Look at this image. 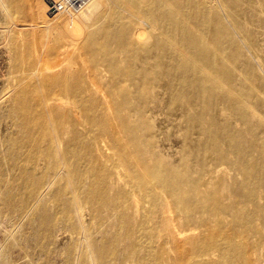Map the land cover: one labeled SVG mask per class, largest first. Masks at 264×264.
I'll return each mask as SVG.
<instances>
[{
	"label": "bare ground",
	"instance_id": "bare-ground-1",
	"mask_svg": "<svg viewBox=\"0 0 264 264\" xmlns=\"http://www.w3.org/2000/svg\"><path fill=\"white\" fill-rule=\"evenodd\" d=\"M109 1L92 0L77 14L51 16L45 11L48 17L43 16L44 20L38 21L37 25L46 31L56 28L66 34L67 30L60 29L59 22L65 16L69 19L68 29H72L67 31L70 35L79 33L80 26L87 28V43H95L96 50L106 56L103 65L109 76L105 80L96 79L67 68L56 74L36 70L14 78L9 88L20 100L12 114L21 128L17 137H22L20 141L23 142H29L30 138L34 152L29 154L26 147L28 163L25 168L17 159L12 160L20 172L7 179L3 187L0 185V198L4 202L16 200L18 174L25 177V185H30L31 190L40 187L47 177L46 174L43 178L46 169L38 180L29 174V162L39 159V162H48L49 178L54 177L49 187L59 185L56 194L59 199L64 195L68 199L71 188L68 177L74 175L76 181L72 187L76 189L77 199H86L93 217L111 223L109 231L113 230L114 235L93 243L83 225L84 204L65 198L64 214L75 213L84 234L80 238L78 264H109L112 261L115 264H264V159L261 158L264 137H256L255 129L250 126L256 121L257 127L264 131V118L256 114L252 102L247 103L250 98L257 102L255 106L264 105V59L261 57L264 56V0H217L215 5L209 0H116L119 4L132 3L136 12L144 17L141 22L151 28L147 41L133 37L116 13L102 28L91 30ZM0 7L5 14L11 15L8 0H0ZM108 41H119L121 54L113 51ZM37 90L46 104L45 111L38 97L29 108V92ZM60 100L66 105L62 106ZM216 105L233 108L236 121L248 127L236 128L228 121L224 123L213 118ZM164 106L172 114L175 112V116L179 114L190 128L206 135L205 151L209 148L222 164L230 162L255 185L243 182L232 190L233 180L218 179L214 175L208 182H202L201 170L196 175L191 173L188 136L185 141L188 153L180 164L172 163L160 153L146 112L152 107ZM32 109L42 110L44 115L36 118ZM75 109L85 111L81 113V120L76 118ZM91 109L101 112L94 115ZM107 110L115 112L114 119L108 118ZM56 113L63 126L74 128L79 122H86L92 128L82 131L65 128L57 133L58 125L53 119ZM97 121L111 124L113 128L119 126L123 138L114 134L110 142L114 147L106 141L103 143L100 134L92 135L93 127L100 126ZM33 124L39 128L29 132ZM248 134L253 137L251 140ZM54 136L60 140L58 151L52 145ZM110 149L125 159L134 177L133 186L146 190L143 199L148 198L154 208H160L158 216L142 217V200H136L131 190L123 191L119 181L122 173L116 171L117 163L107 155ZM210 185L216 190L206 200L202 189ZM229 189L231 193L226 192ZM74 190L73 198L76 197ZM43 192L36 198V204L48 194ZM197 198L205 199L207 206L198 207ZM19 199L23 211L29 214L25 208L29 195ZM165 206H169L170 215ZM72 208H76L74 213ZM221 212L231 219L228 223L232 231L233 228L243 229L250 236L256 233L257 252L250 249L253 242L223 240V232L217 226L213 231L186 238L178 246L175 237L191 231V218L195 216V224L209 228L208 217L212 216L206 214L214 215L217 221ZM196 214L206 217H196ZM145 218L154 219L156 226L145 227ZM179 218L187 222L181 225ZM224 223L217 221V224ZM137 234L141 238L136 239ZM169 247L173 251L169 252Z\"/></svg>",
	"mask_w": 264,
	"mask_h": 264
},
{
	"label": "rangeland",
	"instance_id": "rangeland-1",
	"mask_svg": "<svg viewBox=\"0 0 264 264\" xmlns=\"http://www.w3.org/2000/svg\"><path fill=\"white\" fill-rule=\"evenodd\" d=\"M8 1L12 12L10 16L5 14L6 12L0 7V185L2 187L4 182L11 178L14 173L17 174L20 172L19 168L14 167L16 162L12 160L17 159L19 164L25 168V164L28 163V150H26V147L28 146L27 148H29V154L34 152L33 141L30 138L29 142H23L24 140L20 141L22 137H17L21 128L16 125V119L12 118V114L13 107L16 106L20 100H17V97L14 96L9 88V86L14 83V78L22 75V73H31L36 70H38V73L54 71L56 74L67 68L71 72L74 71L84 76L92 75L96 79L105 80L109 76L107 68L103 65L105 63H103V60H105L106 56L96 50L95 43H87V28L80 26V34L76 33V35H70L67 33V31H72V29H68L67 27L69 19L63 16V19L61 18V20H59V22L61 21V26L58 24V27L60 26V29L67 30L66 34L60 33V30L56 28H51L46 31V28H41L37 24L44 20V17H48L46 13L48 0ZM209 1L211 4L215 5L217 0ZM116 2V0L107 2V8H105L101 19L96 22L91 30L94 31L98 28H102L107 19L116 13L126 26L129 27L130 34L133 37L141 41H147L151 33V28L141 22L144 17L136 12L132 3L126 1V3L123 2L119 4ZM45 21H47V18ZM106 43L109 44L110 48L118 53V55L121 54L119 41H108ZM262 46H264V43H262ZM261 57L264 59V56ZM36 97L41 99L40 104H42L41 106L45 111L46 104L43 101L42 94H39L38 90L37 92H29V108H32L33 99L36 100ZM158 98L159 96L157 99ZM98 100H101L100 97ZM60 101L62 106L66 105L63 100ZM247 103H251L256 114L264 118V105L255 106L257 102L255 99L250 98L247 99ZM91 111L94 115H99L101 112L95 109H91ZM74 112L76 118L80 120L82 116L81 113H85V111L80 112L77 109H75ZM32 113L36 118L40 116V114L44 115L42 110L36 111L32 109ZM106 113L108 118L114 119V111L107 110ZM235 113L233 108L220 105H216L212 111L213 118H217L220 122L223 121L225 123L228 121L231 126H235L236 128H247L248 125L236 121L234 118ZM146 115L149 126L153 129L156 149L172 163L180 164L181 161L185 159L188 153L186 152L185 141L188 136L191 141V173L196 175V172L201 170L202 174L200 176H203L202 182H208L209 178L214 175L218 179H224L230 182L233 180L235 186L232 184V190L237 188V184L243 182L246 185L250 183V186L255 185V183L253 184V182L246 180L230 162L222 164L221 161L216 160L217 156H215V153L209 152V148L205 151L204 143L206 142V135L201 134L197 129H193V127L190 128L185 120L180 118L179 114L175 116V112L172 114V112L164 106L162 108L152 107L146 112ZM53 119L58 125L57 133L65 128L81 131L86 128H92L90 127L91 124L88 126L86 122H79L74 128L71 126L68 127L67 125L63 126V122L59 118V113L54 114ZM98 125L100 126L93 127L94 134L92 135L95 137L100 134V139L103 140V143L106 141L109 145L111 144V146L114 147L113 144L110 143L113 140V135L116 134L123 138V134L118 129L119 126H117V128L114 126V128L117 129L115 130L113 126L108 123L106 125L101 122ZM250 126L255 129L256 137H264V131L257 127L256 121H252ZM48 127L50 126L48 125ZM38 128L39 126L37 127L36 124H33L29 126V132H35ZM53 132L55 131L53 130ZM248 137L251 140L252 136L250 134H248ZM59 141V137L54 136L52 145L57 151L60 149ZM224 148H227V146L224 145ZM107 155L112 157L114 163H117L118 168L116 171L122 173L123 177L119 181L120 184L123 185V191L131 190L134 192L136 200H142L141 203L144 207V211L141 213L142 217L148 214H155L158 216L160 208L159 210L154 208L148 198L143 199V197H146V190L133 186L135 183L134 177L125 159L117 155L116 151L113 149H110ZM261 158L264 159V154ZM201 159L202 162L200 161ZM200 163H202L201 168H199ZM47 164L42 160L39 162V159H37L36 162H29V174L34 180H38L41 177L42 171L46 169L43 178H45L46 174L47 177L40 187H37L34 191L33 189L31 190L30 185L29 187L25 185V177L18 174L16 176V200L4 202V200L0 198V264H78V252L81 251L80 247H82L80 238L84 234L79 228L81 222L76 219L74 213L76 208H72L74 214H64L67 208L65 198L69 201H71L72 198V202L84 204L85 208L82 214L83 225L88 229V234L91 235V241L93 243H96V241L99 243L101 240L111 238L114 235L113 230L109 231L111 223L101 222L96 219V217H93L89 210L90 206L85 203L86 199H77L76 189L74 190L72 187V183L76 181L74 175L68 177L71 186L69 193L72 195H68V199L65 195L62 199L56 196L59 185H54L51 188L49 187V182L53 180L54 177L49 178L47 170V168L49 169V165L46 168ZM263 188L264 185L262 186V189ZM73 190L75 191V198H73ZM215 190L216 188L211 185L208 188L203 187V198L207 200ZM156 191L160 194L162 193V190L159 188H156ZM40 192L48 194L44 197L43 201L36 204V198L39 196ZM226 192L231 193V189L226 190ZM24 195L25 197L29 195V202L27 201L28 203L25 205V208L29 210V214L25 213L23 211L24 208L21 207L22 203L19 198ZM162 195H164V193ZM203 198H197L195 200L198 207H201V204L207 206V202ZM164 203L166 204V201ZM169 205L171 206L170 203ZM165 207L166 211L169 212V206ZM206 215L212 216L208 217V220L211 221L209 228L195 224L193 220V218L195 219L194 216L191 218V231L184 232L175 237L178 246L182 245L186 238L198 236L209 230L213 231L215 230V226H217V228L223 232V237H221L223 240L228 238L235 239L239 243L253 242V244H251L253 248L250 249L252 252H257L255 243L258 241V238L255 232V235L252 236L243 229L233 228V232L229 228L228 223L231 219L223 212L218 215L217 221H220V223L226 222L224 224H217L214 215ZM206 215L202 216L201 214H196V217L203 218L206 217ZM143 221V223H146L145 227L149 228H154L157 224L154 219L146 220L145 218ZM178 221L181 222V225L187 222L182 218H179ZM115 230L117 231V228H115ZM137 235L138 236L135 237L136 239L141 238L140 234ZM185 247H180V249L185 250ZM168 249L170 252L172 247ZM83 255H85L83 258L86 259L85 252ZM109 264L115 263L112 261ZM126 264L131 263L127 262Z\"/></svg>",
	"mask_w": 264,
	"mask_h": 264
},
{
	"label": "built area",
	"instance_id": "built-area-1",
	"mask_svg": "<svg viewBox=\"0 0 264 264\" xmlns=\"http://www.w3.org/2000/svg\"><path fill=\"white\" fill-rule=\"evenodd\" d=\"M92 0H50L47 12L56 14H77L84 10Z\"/></svg>",
	"mask_w": 264,
	"mask_h": 264
},
{
	"label": "water",
	"instance_id": "water-1",
	"mask_svg": "<svg viewBox=\"0 0 264 264\" xmlns=\"http://www.w3.org/2000/svg\"><path fill=\"white\" fill-rule=\"evenodd\" d=\"M47 2H50V0H48Z\"/></svg>",
	"mask_w": 264,
	"mask_h": 264
}]
</instances>
